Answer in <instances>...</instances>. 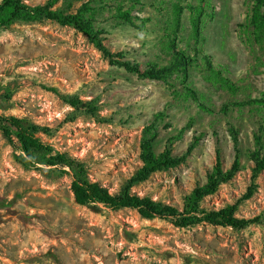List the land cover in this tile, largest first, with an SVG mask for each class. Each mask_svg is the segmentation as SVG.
<instances>
[{
    "label": "rangeland",
    "instance_id": "rangeland-1",
    "mask_svg": "<svg viewBox=\"0 0 264 264\" xmlns=\"http://www.w3.org/2000/svg\"><path fill=\"white\" fill-rule=\"evenodd\" d=\"M85 3L93 31L113 53L141 71L156 67L164 74L145 79L112 67L72 28L18 22L0 29V116L47 129L42 141L79 160L89 181L113 195L141 167L145 133L156 135V154L170 147L173 156L199 137L182 165L131 189L172 206L206 182L217 154L230 169L236 140L239 171L203 206H236L237 218L261 221L244 230L179 229L130 209L80 207L70 176L23 169L20 153L0 134V264H264V171L255 173L264 158V107L248 103L264 99V32L256 35L250 24L256 13L264 15V3L82 0L55 9L75 13ZM49 89L82 105L73 109ZM190 91L197 101L187 97ZM89 101L94 115L84 112Z\"/></svg>",
    "mask_w": 264,
    "mask_h": 264
},
{
    "label": "trees",
    "instance_id": "trees-1",
    "mask_svg": "<svg viewBox=\"0 0 264 264\" xmlns=\"http://www.w3.org/2000/svg\"><path fill=\"white\" fill-rule=\"evenodd\" d=\"M82 0H48L43 5L29 6L25 0H2L0 3V29H6L18 22H40L47 20L63 27H69L84 35L89 43L101 54L102 58L112 67L121 68L135 74L139 78L156 79L164 74V69L150 67L141 71L137 65L124 59L122 53H113L101 37V32H95L87 19L91 8L87 3L82 4L75 13H66L55 9L59 2ZM264 3V0H257ZM126 19L130 20L129 14L125 13ZM256 35L264 32V15L255 14L250 22ZM197 34L198 25L195 24ZM178 55L185 60L182 53ZM60 101L73 109H77L82 103L75 97L60 94L56 89H49ZM188 98L197 101L196 94L189 92ZM249 104L264 107V99L248 101ZM85 114L96 113L95 101L83 104ZM0 134L13 148L14 152L20 153L16 157L17 163L25 170H40L39 167L50 168L60 174L71 177L70 190L74 203L80 207H97L101 205L112 211L124 209L134 210L145 220H167L175 228L186 229L199 224H208L216 227L231 228L233 230H244L261 219H239L235 216L236 206L221 209H208L203 206L204 200L214 195L220 185L230 182L240 168L239 150L235 140V158L230 169L225 170L219 155H216L215 164L209 173L206 182L202 186L194 188L190 194L184 197L181 206L165 205L153 201L150 198L139 197L131 193V189L147 181L156 173L166 172L182 165L199 142V137L193 139L186 152L181 156H173L170 147L156 154L153 149L155 134H144L140 141L139 158L142 163L139 170L129 179L127 184L121 188L119 193L110 194L106 188L97 182L89 181L84 165L77 159L69 157L65 153L55 151L51 145L42 141L40 135H48V130L30 123L24 118L14 116H0ZM264 171V158L257 161L256 174ZM244 199L250 198L252 188L248 190Z\"/></svg>",
    "mask_w": 264,
    "mask_h": 264
}]
</instances>
